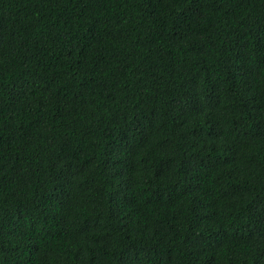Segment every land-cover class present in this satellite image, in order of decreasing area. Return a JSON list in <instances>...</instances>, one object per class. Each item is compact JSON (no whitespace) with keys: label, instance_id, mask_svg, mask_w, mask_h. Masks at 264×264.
Here are the masks:
<instances>
[{"label":"trees","instance_id":"1","mask_svg":"<svg viewBox=\"0 0 264 264\" xmlns=\"http://www.w3.org/2000/svg\"><path fill=\"white\" fill-rule=\"evenodd\" d=\"M0 264H264V0H0Z\"/></svg>","mask_w":264,"mask_h":264}]
</instances>
